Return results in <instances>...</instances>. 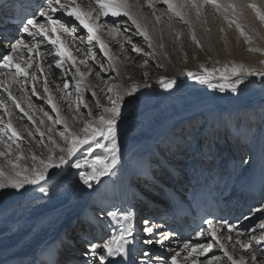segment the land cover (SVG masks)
Wrapping results in <instances>:
<instances>
[{
	"label": "bare ground",
	"instance_id": "1",
	"mask_svg": "<svg viewBox=\"0 0 264 264\" xmlns=\"http://www.w3.org/2000/svg\"><path fill=\"white\" fill-rule=\"evenodd\" d=\"M227 1L217 0V3L223 2L226 4ZM76 2L83 9H88L90 4H92V0H76ZM247 2L249 0H230L229 3L237 5L241 13L245 12L244 7ZM128 3L131 9L136 12L135 17L139 23L144 25L143 22H147L146 25L151 26L150 32L152 34L159 35L162 26L173 29L172 22L168 20L170 17L167 11L165 8H159V5L162 4L161 0H151L152 7L148 6V0H128ZM43 10L44 8H41L37 12L35 19L38 23L45 22V18H41L39 15V12ZM212 10L213 8L209 9L208 14H211ZM52 15L54 19H59L61 23L65 22L68 25L74 23L76 27L75 32L58 31L50 33L53 39L59 36L64 41L60 50L66 53L65 56H58L56 54V46L43 36L34 35L33 39L27 41L16 34L12 37L11 42L4 40L0 44V102L3 103V107H0V128H5L10 120L12 127L19 134L18 137L10 140L11 131L0 133V152L8 153L7 156H0V167H3L5 171L11 170V165L8 161H16L17 156L21 157L18 163L27 167L33 166V154L40 158H47L51 151L56 156H59V148L53 144V140L60 147L67 146L66 142L59 136L60 134L54 133L47 127L49 124H47L46 119L49 115L48 111L46 113L43 110L45 107L55 115V119L51 120L54 127L62 125L66 132L70 129L72 132L80 133L85 121L96 119L102 114V109L96 107V101L104 105L101 98H99V94H104L107 88L101 84V78H97L101 73L97 72V75L91 74V70H94V68L90 64L98 56L97 54L100 53L98 60L104 59L103 62H105V66L101 70L102 75L109 74L113 76L103 80H107L110 87L115 86L120 92L123 87L120 88V86L123 83L125 84V75H127L128 71L141 66L135 61L137 55L141 53L133 49H136L135 45H141L143 41H148L139 34L136 26L127 17L120 16L123 17L121 20L116 16L111 18L102 16L96 22L99 27L96 29L95 35L99 37V40L89 43L87 39L88 30L79 21H76L74 17H68L66 13L61 12H56ZM157 16L160 17L159 21L156 19ZM197 21L199 20L197 19ZM113 24L120 28L119 34L125 36L122 40L119 39V35L113 37L114 33H112L113 35L110 39L107 37V31L110 30ZM196 25L199 28L201 27L200 22L199 24L196 22ZM261 25V23H258V29L260 28L258 31L264 36V26ZM202 27L205 26L203 25ZM165 35H168V33H165ZM76 36L80 37V41L76 39ZM17 41H22L28 47H23L13 53L11 45ZM119 41L122 42V48L117 50V53L120 54L117 56L112 54L113 57L108 54L105 55L101 43L110 52V47H118ZM181 41L182 44L179 43L183 46L185 55H176L177 52L173 48H177V41L174 39L166 43L165 47L157 49L161 64L151 56L152 66L162 68L160 73L156 70L152 71L147 66V63H144V66L142 65L145 68L142 75L146 79L145 82H154L158 77L172 72L167 64L179 69L197 66L198 60L191 56L194 54L191 53L189 38L186 36ZM29 48L32 50L29 51ZM6 55H12L13 63L19 64L25 69V72L17 74L15 67H3V57ZM68 55H71L74 59L69 60L67 58ZM57 61L60 63L58 64ZM77 69H79V73L84 74L83 77L79 75ZM145 73H147V76L144 75ZM65 84L68 85L66 89L64 88ZM45 88H47V91H45ZM38 94V98L42 101L35 98ZM49 99H51V103H49ZM38 100L41 105L36 103ZM73 102L78 103V109L83 108L86 111L87 120H79L77 118ZM219 110H221L222 114L216 111L213 112L215 114L208 116L207 121L203 119L204 121L197 131L198 138H192L195 142L193 143L192 140L188 143L189 149L186 155H183L184 151H179L178 149L180 148L178 147L185 144L188 139H185L184 136L170 134L160 141L159 149L154 147L151 152L148 148L146 149L147 152L142 153L139 158L135 157L137 155L135 149L140 148L143 139L140 136L141 134L131 135L132 125L125 121L119 124V127L121 125L127 126L122 132H118V136L121 139L123 137L126 138V141L123 142L126 144L120 147L117 165L111 172L101 177L99 182L92 181L91 188L83 184L79 178V173L81 171H90L96 156H101L108 162L111 161V153L107 148L96 147L95 141H90L89 145L81 147L76 155L70 158L69 164L63 166L61 173L63 179H60L58 183L53 185L45 184L42 181L40 185H26V188L32 186L29 188V191L32 192L31 194L27 192L20 194L22 190H0V264L17 262L20 257L24 259L32 257L37 261L49 251L58 253L60 256L58 264H64L67 260H69L68 264H70L74 258H78L76 259L78 262L74 263L86 264L87 260L84 258L89 256H92V260L94 259L98 262V256L100 254L106 255V253L97 252L93 256L90 245L84 249L86 251H76L80 250L79 241L87 244L93 241V244H97V241H99V244H103L113 233L119 234L120 230L127 229L129 225H131L133 233L129 238V243L125 244V252L108 257L105 264L109 262L115 264H172V256H176L177 264H209V262L211 264H232L224 255L225 249L237 261L243 257L245 264H264V227L261 226L264 225V211H257V209H264V194L260 192V186L264 181V136H262L264 134V125L260 127L262 131L259 137L251 140L249 130L245 131L244 135L238 132V128L251 127L248 116L245 118L247 115L245 112L240 111V116H242L240 118L244 116L245 119L243 123L237 126L235 124V110ZM89 111H91L92 116H89ZM59 118H63L66 121L68 129H65L63 123L58 122ZM190 121L191 118L185 119L184 123L187 124V128H190V125H188ZM180 126L179 124L177 129ZM144 127L146 128V125ZM215 127L218 128L219 135L220 131H226V134L238 132L239 135L234 142L235 153L227 145L229 144L227 135L222 138L220 136L218 142L209 141ZM158 128H160L159 125ZM191 128L194 130L193 127ZM157 129H155L154 133L157 132ZM139 133H142V131H139ZM201 135L207 136L206 141L204 139L199 141ZM50 136L52 140H49ZM56 136L60 137L61 141ZM157 138L158 136L154 137V139ZM96 139L100 143L107 144V141L101 140V137ZM180 143L181 145H179ZM6 145L11 147H6ZM89 146H91V151H88ZM163 146H167V150L164 149L165 151H163L165 156H160ZM215 146L217 147V152L214 156H211V150H214ZM245 146H248L247 157L242 162L246 154ZM184 149L187 151V147ZM155 153L159 155L158 158ZM149 156L150 160L148 159ZM168 158L170 159L166 168L162 170V173L160 171V174L166 175V177L161 176L159 172L158 174L156 173V178L160 179V181L163 180L161 181L162 183H155L153 178H143L144 173L142 171L153 174L152 172L156 169L155 166L161 165V161ZM77 159L87 160L88 163L82 164L80 169L71 167ZM127 164H130L131 169H134L132 165H138L134 171L126 168ZM97 167L101 166L97 165ZM226 169L228 170L227 173ZM189 170L193 171V180L181 176V174L187 175ZM122 172L124 178L119 179ZM198 173H201L205 179L203 184H197ZM225 174L229 175V177L226 181H223L221 176ZM133 182L139 184V188H142L143 192L145 190L146 194H148L147 189L152 192L151 196L155 193L153 200L151 198L148 199L149 194H141L140 191L137 193V188H135L137 186ZM197 185L208 187L213 197L227 207V212H233V217H235L233 221L234 227L229 231V226L215 223L209 227L215 232L214 236L207 229L203 232V235L197 233L193 236L192 241L187 243H181L176 239L171 240L169 239L171 236L162 233L168 239H165L161 245L157 242L161 238L155 239L154 230L162 226L154 221L156 216H162L165 213L164 206L156 202L164 203L165 201L163 197L157 195L166 196L168 194L167 187H171L180 192L182 196H186ZM41 186L48 188L46 194L39 191ZM60 191L63 192L61 193ZM128 192H136L137 199H135L134 204L131 202ZM158 197H160V201L156 199ZM136 206L137 208H142L143 212L141 214L146 216V220L149 219L148 221H150L146 227H152L153 229L151 233L144 232L141 243L135 242L137 240V231L139 230L138 216L136 215L138 209ZM134 207L136 210L131 211ZM69 208H72L71 211L73 213L66 215ZM249 208L250 213H245L244 209ZM127 209L132 213L129 220L107 215L109 211L119 210L120 212H125ZM59 213L65 214L64 217H66L62 221L48 226L45 230L40 229L47 226V222H45L47 219L51 218L53 222ZM100 213L104 214L105 219ZM69 218L78 220L70 228H67ZM87 218H91L90 223H88ZM72 221H70V224ZM98 221L112 223L111 233L107 238L102 239L98 233L96 228ZM242 228H248V231L254 233L255 236L249 237L241 233L240 230ZM84 232L86 234L82 235ZM70 233H74L79 239L71 240ZM32 241H36V243ZM146 241L151 242L147 243ZM217 241L224 244V249L219 246ZM186 244L188 245L187 248H185ZM209 244H212L213 247L203 252V254H200V248H196L195 252L192 251L196 245H202L207 248ZM241 244H248L250 247L245 249L240 246ZM190 252H192L191 256H189ZM253 255L256 257L255 260L252 259Z\"/></svg>",
	"mask_w": 264,
	"mask_h": 264
},
{
	"label": "rangeland",
	"instance_id": "2",
	"mask_svg": "<svg viewBox=\"0 0 264 264\" xmlns=\"http://www.w3.org/2000/svg\"><path fill=\"white\" fill-rule=\"evenodd\" d=\"M161 2L162 4H160L161 6L159 5V8H165V10L167 11L170 17L168 18V20L172 22L173 29L167 28L166 26H162L159 35L152 34L150 32L151 26L146 25L147 22H143L144 25H142V27H144V29L151 37L152 46L149 47L148 42L145 41H143L141 45L140 44L135 45L136 49H139V53H141L137 55L135 61L138 62V64L141 66L135 67L132 71L129 70L127 75H125V84L123 83V85L120 86V88L122 86L124 87V88L122 87L123 89L121 88L122 90L121 92H123L125 89H130L132 84L134 83L136 85H139L137 92L133 94L134 98L130 96H125L124 99L126 103L122 104L123 115L125 117L123 122L128 121L129 125H132L133 129L131 135L141 134L140 136L143 139L142 143L140 144V148L135 149L137 151V155H135V157L139 158L142 153L144 154L147 152L146 149L148 148L150 149L151 152H152V148L154 147L159 149L160 141L166 138L167 136H169L170 134L184 136L185 139H188L185 142V144L183 145H181V143L179 144L181 145V147H178L180 149L177 148L179 151L183 150L184 151L183 155H186L189 149L188 143L193 139L198 138L197 131L199 130V127L201 126L202 122L204 120L207 121L209 115L215 114L213 112L217 111L219 112V114H222L221 110L219 109L227 110V111L235 110V115H236L235 124L237 126L243 123L244 119L248 116L249 124L251 127L248 128L246 127L242 129L238 128L239 130L238 132L244 135L245 131L249 130L250 132L249 135L251 136L250 137L251 140L252 139L254 140L255 138L259 137V134L262 131L260 127L264 125V102H263L264 83L261 82L262 81L261 77L259 76L245 77L244 83L239 86L238 91L233 92L230 88H226L224 91H221L219 87H211L209 85V82L193 79L192 77L188 76L187 73L192 72L196 75H204L205 74L204 68L210 70L220 69L225 65H228L230 67L233 63L243 64L248 68L264 70V40H263L264 36L260 34V32L258 31L260 30V28L258 29L257 26L258 23H261L264 26V21H262L256 15V12L252 10L251 7L248 6L249 4L255 2L254 4H257V7L260 9V11L264 13V0H249V2L245 4L244 7L245 12H241V13L239 12L237 5L235 10H233L232 8H227V13H226L228 17L227 19L225 18V12L223 7L221 11H217L212 4L204 3V0H172V3L175 6L179 7V9L182 11L183 19H181L180 17L178 18L177 16L169 12L168 5L164 3V0H161ZM193 2L197 6H199V13H197V7H193ZM229 2L230 0H228L226 4L221 2L220 5L227 7V5L231 4ZM211 8H213V10L211 14H208L209 9ZM131 11L132 14L136 16V12L132 9ZM111 17L113 16L112 15L106 16V18H111ZM119 18L121 20L123 19V17H119ZM197 19L199 21H197ZM233 20H235L236 23H233L232 22ZM196 22L198 24L200 22L201 25L200 28L198 25H196ZM62 23L66 24V26H68L69 29H71L72 24L68 25L65 22ZM237 23H239L241 27L244 29V32L247 34L248 39H246L244 35H241L240 29L237 28ZM203 25L205 27H202ZM186 28L187 30H189L188 32ZM112 33H114V35ZM119 33H120V28L116 27L113 24V26L110 27V30L107 31V37L110 39L112 35L113 37L119 35L120 37L119 39L122 40L125 36ZM165 33H168V35H165ZM193 33L195 34L196 39L199 41V44L193 41L192 39ZM186 36L187 38H189V43H191V49H192L191 53L194 54L191 56H193V58L198 60L197 66L194 68L179 69L171 66L170 64H167L169 70L172 72H170L167 75L158 77V79L155 80L154 82L151 83L145 82L146 79H144V77L142 76L145 71V68H143L142 65L144 66V63H147L148 64L147 66L152 71L156 70L157 72L160 73L162 68L161 67L156 68L155 66H152V59H150L151 56H153L159 62V64H161L160 59L158 57L157 49H159L160 47H165L166 43L173 41L174 39L177 41L176 42L177 48L176 47L173 48L174 51L177 52L176 55L177 54L185 55V50H183V46L181 45L182 44L181 39L185 38ZM76 39L80 41V37L76 36ZM76 44L78 45L79 43ZM121 46H122V42L119 41V46L110 47L111 51L108 52L107 49V54L110 57L119 55L120 53H117V50L119 48H122ZM250 48L261 49V51H250L249 50ZM103 50L105 51L104 48ZM90 53L92 52L90 51ZM97 55L99 56L100 53ZM98 56L95 59H93V61L90 62V64H92L94 68V70H91V74L93 73L92 75H97V72L99 74L101 73L100 75L97 76V78H101L100 81L101 84H103V86H105L107 89L104 94H99L100 96L99 98H101V101L104 105L110 106L108 96L111 95L114 98L115 95L114 92L110 93L108 91V89L110 88L109 82L103 79H108L109 77H113V76L109 74L108 75L105 74L104 76L102 75L101 70L105 66V62H103L104 59L98 60ZM201 65H203V68L201 67ZM235 79L236 77H231V80H235ZM164 80H175L176 83L172 88H165L163 86ZM210 83L215 85H219L223 83V81L220 78L219 72H216L212 76ZM145 85H147V87H145ZM38 96L39 94L35 98H38ZM39 100L36 101V103L40 104ZM73 104L75 105L74 109L77 118H79V120H87L88 118L86 111L83 108L78 109L77 102L75 103L73 102ZM43 110H45L46 113L48 111L49 116L46 119L47 124H49L47 126L48 128H50L56 134H60L61 132H66L64 130V127H62V125L54 127L51 120L55 119V115H53L51 111H49L46 107ZM240 111H243L247 114L245 118L244 116L243 118H240L242 117L240 116ZM186 118L187 119L191 118V121L188 122L190 128L189 127L187 128L186 127L187 124L184 123ZM179 124L181 126L177 129ZM144 125H146V128L144 127ZM158 125L160 126L161 129L160 128L157 129ZM126 126L121 125L119 127L118 132H122L124 128L126 129ZM191 127H193L194 130ZM155 129H157L156 133H154ZM139 131H142V133H139ZM218 132H219L218 128L215 127L213 129L209 141L213 140L214 142H218L220 140V136L222 138L224 137V135H227L229 140V144L227 145L231 147L232 152L235 153L236 148L234 142L236 137L239 135L238 132L226 134V131H220V135L218 134ZM156 136H158V138L154 139V137L156 138ZM262 136H264V134ZM206 137L207 136L205 135L203 136L201 135L199 137L200 138L199 141L203 139L206 141L207 139ZM56 138L59 141H61L60 137L56 136ZM102 139L103 138H101V140ZM118 141L120 147L126 144L123 143L126 141L125 137L121 139L120 136H118ZM194 142L195 141L193 140V143ZM186 147H187V151L184 149ZM247 148L248 146H245L246 154L243 157L242 162L246 160ZM164 149L167 150V146H163L162 151L160 149L161 151V154H159L160 156L161 155L165 156V154H163V151H165ZM211 152H212L211 156H214L217 152V147L215 146L214 150H212ZM159 155L155 153V156H157V158L159 157ZM148 159L150 160V156L148 157ZM169 159L170 158L164 159V161H161L162 165L155 166L156 169L153 172L151 171L153 174H151L150 176L156 177V171L159 170L158 172H160L162 168H165L166 165L168 164ZM156 163L158 164L157 160ZM137 165L135 166L132 165L134 169H131L130 164H127L126 168L135 171ZM123 172L119 179L124 178ZM160 175L164 176V178L166 177V175H162V174ZM133 184L137 186L135 187L137 188L136 191L137 193L140 191L141 194L142 193L146 194L145 190L143 192L142 188H139L140 187L139 184H137L136 182H133ZM31 187L32 186H30L29 188ZM60 192L62 193L63 191ZM136 192H134L135 195H137ZM149 192L150 190L147 189V193L149 195H152V193ZM27 193L31 194L32 192L28 191ZM128 195L131 196V192H128ZM148 199H150V196ZM137 209L138 211L136 215L138 216V223H139L138 238L139 237L142 238L144 237V232H145L143 229L146 227V225L143 224L144 220H146V216L141 214L143 212L142 208L140 209L138 207ZM71 210L72 208H69L66 215L72 214L73 211ZM80 211H81V207H80ZM64 215L59 213L54 218L53 222L51 218L47 219L45 221L47 222V226H44L40 229L45 230L48 228V226H52L53 223L62 221L66 217V216L64 217ZM74 219H72L73 221L70 224V218H69L68 228H70V226L78 220V219L75 220ZM248 230L247 232H241V233L248 235L249 237L255 236L254 233L249 232ZM70 234H71L70 235L71 240H75V238L79 239V237L75 236L74 233H70ZM155 239H158V235H155ZM32 242L36 243V241H32ZM81 245L83 244L79 241L80 250H76V251L79 252L86 251L84 250L86 246L85 245L81 246Z\"/></svg>",
	"mask_w": 264,
	"mask_h": 264
},
{
	"label": "snow or ice",
	"instance_id": "3",
	"mask_svg": "<svg viewBox=\"0 0 264 264\" xmlns=\"http://www.w3.org/2000/svg\"><path fill=\"white\" fill-rule=\"evenodd\" d=\"M164 3L168 5V10L170 13L174 14L177 17L183 19V13L179 9V7L175 6L172 3V0H164ZM204 3H210L213 7L216 8L217 11H221L222 7L224 8L225 18L227 19V8H232L235 10L236 5L229 4L227 7H224L217 3V0H204ZM95 5V6H92ZM148 6L152 7L151 0H148ZM255 12L256 15L264 21V13L260 11L256 4L251 3L248 5ZM193 7H197V13H199V6H197L193 2ZM61 12L66 13L68 17H74L76 21H79L84 28L88 30V42L91 43L94 40H99V37L95 35L96 29L99 27L97 25V21L102 17H106L108 15L120 17H127L128 20H131L132 24L136 26L140 35L144 37L146 41H148L149 47L151 44V37L147 33V31L142 27L137 18L132 14L131 6L128 3V0H92V4H90L88 9H83L76 2V0H46V7L43 11L39 12L41 18H45L44 23H38L34 18H27L26 22H23L22 30L25 33H28L30 36H43L48 39L50 43L56 46V54L58 56H65L66 53L60 50V47L64 44V41L57 36L55 39L52 38L50 33L56 32H75L76 27L75 24H72L71 29L68 26L61 23L59 19L53 18V13ZM154 14V13H153ZM157 21H159L160 17H156ZM236 23L235 20L232 21ZM237 28L240 29L241 35H244L246 39H248L247 34L244 32V29L241 27L239 23H237ZM111 34V33H110ZM0 39H9L8 36H0ZM193 41L199 44V41L196 39L195 34L192 35ZM162 46V45H161ZM21 47H28L24 45L22 41H17L15 44L11 45L12 52L15 53ZM101 47L105 48V55H107L106 47L101 43ZM32 49L29 48V51ZM134 51H139V49H133ZM250 51H261V49L250 48ZM67 58L69 60H73L74 58L71 55H68ZM4 64L3 67L11 68L15 67L17 70V74H22L25 72V69L21 67L19 64L13 63L12 55H6L3 57ZM59 64L60 62L57 61ZM83 63V61H81ZM203 68V65H201ZM79 73V69H77ZM219 72L220 78L223 81L222 84L215 85L211 84V78L216 73ZM204 75H196L192 72H188L187 75L196 80H203L209 82L211 87H219L221 91H224L226 88H230L233 92L238 91L240 85L244 83L245 77L249 76H260L262 78V83H264V70H257L255 68H248L243 64H235L233 63L230 67L225 65L220 69H207L204 68ZM81 77H83V73H79ZM147 76V73L144 74ZM231 77H236L235 80H231ZM79 85V81L77 82ZM176 83L175 80H164L163 86L165 88H172ZM65 88L68 87L67 84L64 85ZM139 85L135 83L132 84L130 89H125L123 92H120L116 89L115 86L110 87L108 91L110 93L114 92L115 97L109 95L108 100L110 102V106H104L96 101V107L102 109V114L93 120H88L84 122L83 128L80 133L72 132L70 129L67 132H61V138L66 142V147H60L59 144L53 140V144L57 148H59L60 155L56 156L50 151V154L47 158L37 157L35 154L32 155L33 166H21L18 161L21 159L20 156H17L16 161L9 160L8 163L11 165L10 171H5L3 167H0V190L3 189H13V190H22L20 194L24 192H28L29 189L26 188V185H40L43 181L45 184H55L58 183L60 179H63L61 175L63 171V166L69 164L70 158L76 155V153L80 150L84 145H89L90 141L96 142V147L98 148H107V150L111 153V161L108 162L103 159L101 156H96L95 160L92 162L90 171H81L79 173V178L82 180L84 185H87L89 188L92 187L91 182L96 181L99 182L101 177L107 175L112 169L117 165L119 160L120 153V144L118 142V129L119 124L123 122L125 119L122 110V104L125 102V96L133 97V94L137 92ZM147 87V85H145ZM47 91V88H45ZM95 95V93H93ZM49 103H51V99H49ZM0 107H3V103L0 102ZM19 107V105H17ZM55 108V106H53ZM87 107V105H85ZM7 111V109H5ZM89 116H92L91 111H89ZM59 117V113L57 112ZM59 123H63L65 129H68V125L63 118L58 119ZM43 123V121H41ZM7 131H11L12 135L9 139H13L14 137H18L19 134L12 127L11 121L7 122L5 128H0V133H5ZM97 137L103 138V140L107 141V144L100 143L97 141ZM49 140H52V137H49ZM6 147H11L10 145H6ZM88 151H91V146H89ZM7 152H0V156H7ZM88 163L87 160L77 159L71 167L76 169H80L82 164ZM100 165L101 167H97ZM59 170V171H58ZM41 193H47L48 188L41 186L39 188ZM257 211H264V209H257ZM108 216L111 217H122L124 220H129L132 213L131 212H120L119 210L109 211L107 213ZM150 221L145 220L144 224L148 225ZM209 225L212 224V221L207 222ZM264 227V225H261ZM234 226L229 225V231L232 230ZM145 232L151 233L153 231L152 227H145L143 229ZM209 232L214 236L215 232L210 228ZM133 229L131 225L127 229H122L119 231V234L113 233L109 239L105 240L103 244H93L91 245V253L93 256L96 255L97 252L106 253L100 254L98 256L97 264H105V261L108 257L116 256L125 252V244L129 243V238L132 236ZM203 235V232L200 233ZM168 239L167 236L162 234V238L157 242L161 245L164 243V240ZM150 243L151 241H146ZM219 243V241H217ZM219 246L224 249V244L219 243ZM242 248L248 249L250 246L248 244H241ZM188 245H185L187 248ZM213 247L212 244H209L207 248L202 245H196L193 248V252L196 251V248L201 249V253L208 251ZM177 255H179L177 253ZM192 255V252L189 253V256ZM224 255L228 258L232 264H245L244 258L241 257L239 261L235 260L231 254L225 249ZM253 260L256 259L255 255L252 257ZM112 264V262H109ZM172 264H177L176 256H172ZM211 264V262H209Z\"/></svg>",
	"mask_w": 264,
	"mask_h": 264
},
{
	"label": "water",
	"instance_id": "4",
	"mask_svg": "<svg viewBox=\"0 0 264 264\" xmlns=\"http://www.w3.org/2000/svg\"><path fill=\"white\" fill-rule=\"evenodd\" d=\"M72 220V218H70V221Z\"/></svg>",
	"mask_w": 264,
	"mask_h": 264
}]
</instances>
